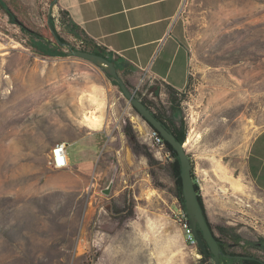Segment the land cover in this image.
Instances as JSON below:
<instances>
[{"label":"rangeland","instance_id":"1","mask_svg":"<svg viewBox=\"0 0 264 264\" xmlns=\"http://www.w3.org/2000/svg\"><path fill=\"white\" fill-rule=\"evenodd\" d=\"M4 1L35 32L51 18L73 50H93L50 0ZM182 18L191 75L167 114L191 138L215 235L264 261V192L245 167L264 131V0H186ZM42 45L0 8V264H201L177 218L173 160L151 127L100 68L71 50L41 56ZM154 101L170 106L168 95ZM126 127L152 161L134 153ZM60 143L70 166L54 169Z\"/></svg>","mask_w":264,"mask_h":264},{"label":"crops","instance_id":"2","mask_svg":"<svg viewBox=\"0 0 264 264\" xmlns=\"http://www.w3.org/2000/svg\"><path fill=\"white\" fill-rule=\"evenodd\" d=\"M185 2L55 0L53 7L67 17L72 27L76 25L88 48L103 52L115 63L128 88L136 90L146 74L143 89L151 100H156L168 95L163 87L181 93L190 80L191 57L184 42L187 27L182 18ZM70 46H64L63 51L71 50ZM106 78L103 72V81ZM245 167L253 185L264 192V131L253 141Z\"/></svg>","mask_w":264,"mask_h":264},{"label":"trees","instance_id":"3","mask_svg":"<svg viewBox=\"0 0 264 264\" xmlns=\"http://www.w3.org/2000/svg\"><path fill=\"white\" fill-rule=\"evenodd\" d=\"M50 1H51V5L53 6L55 0H50ZM0 8L3 9L7 13V15L9 16L12 23L19 25L31 37H35V38L37 37L41 42L44 43L45 46L42 45V47H36L35 52L37 54H39L41 56H45V57L46 56L67 57L70 55V53L68 51L67 52L63 51L64 46H70V45H68V43H66V41H64V39L57 33V31L55 29L54 21L51 18H50V23H48V21L46 20L45 28L40 33H37L34 30L30 29V27L27 26L26 23L18 16V14L12 8V6L9 5L8 3H6L4 0H0ZM74 26H75V27H73L74 29L77 28L76 25H74ZM55 35L60 39L59 43L57 42ZM87 45H88V42H87ZM70 49L72 50L73 48L70 46ZM83 51H87L90 53H94L96 55L106 57L103 52H101L97 49H93L91 51H89V50H83ZM108 78L115 85L119 86L116 79H114L110 76H108ZM167 89H168L167 94L169 97V104H170L168 109L162 108V107H157L158 105L154 100L150 101V100H148L147 97H142L141 94H139V97H140L141 101L147 106V108L151 110V112L154 114V116L159 121L162 122L163 126L168 131L172 132L176 136V139L178 141H180L181 143L184 144L186 142V139H187V129H186L184 123L183 122H181L180 124L176 123L175 121L172 120L171 115L167 114V112H171V114H172L173 112H175L178 109V106L180 103V92L175 90L172 87H167ZM125 134L134 140V146H133L134 153L145 155L149 159V161L153 160L152 155L147 150H145V147L141 146L140 143L137 141V139L133 135V131H132L131 127H126ZM163 140H164L165 149L168 151L169 155L171 156V158L173 160L170 163L169 167H170L171 172H172L174 179H175L177 198L181 204L182 209L184 211H186L185 201L183 198L181 167H180V161L178 158V154H177L176 150L164 138H163ZM192 177H193V180L195 183V189L197 191L198 199L200 201L204 215L208 221L209 226L214 231L213 225L210 222L208 215H207L206 207H205L203 197L201 194V188H200V185H199L197 178L194 174L193 167H192ZM123 212H126V211H123ZM133 215H134V211L131 210L128 217L130 218ZM217 240L219 242L220 249L223 252H226L225 243L218 237H217ZM200 252H201L202 257H203L201 264H214L212 262V254L210 252L208 254H206L201 249H200ZM231 255H233L234 257L238 256L237 254H233V253ZM237 263L264 264L263 261H261L258 258H255V257L248 259V260H239ZM219 264H235V262L232 260H229V259L228 260L222 259V261Z\"/></svg>","mask_w":264,"mask_h":264},{"label":"water","instance_id":"4","mask_svg":"<svg viewBox=\"0 0 264 264\" xmlns=\"http://www.w3.org/2000/svg\"><path fill=\"white\" fill-rule=\"evenodd\" d=\"M48 23H50V18L48 19ZM55 38L59 43L60 39L56 35ZM71 55L91 62L100 68L106 75L116 79L122 94L132 105L133 109L145 119L146 123L151 127V129L159 132L160 135L176 150L181 167L183 198L194 237L198 242V247L206 254H208L210 251L213 255V261L215 264H218L220 262L222 251L220 249L217 236L209 226L198 199V194L195 189V183L192 177L193 165L185 147V143L183 144L178 141L176 136L172 132L168 131L163 126L162 122L159 121L151 112V110L148 109L147 106L141 101V99L138 98L136 94L127 87L125 82L120 77L118 69L113 61L109 60L107 57L81 50L72 49ZM250 258L251 257L249 256L238 257V259L244 260Z\"/></svg>","mask_w":264,"mask_h":264},{"label":"built area","instance_id":"5","mask_svg":"<svg viewBox=\"0 0 264 264\" xmlns=\"http://www.w3.org/2000/svg\"><path fill=\"white\" fill-rule=\"evenodd\" d=\"M146 78H147L146 74L140 78L137 89L135 90V94L137 93L141 94L142 97H145L147 95L146 91H144L143 89L146 83ZM151 138L155 146L165 148L163 137L154 129H152ZM49 164L54 169H65L69 167L70 162H69V155H68V147H63V143L57 144L52 150V155H51ZM177 218L184 231V235H185L187 243L193 247L198 248V242L194 237L193 230L190 226L187 212L182 209V211L179 212Z\"/></svg>","mask_w":264,"mask_h":264},{"label":"bare ground","instance_id":"6","mask_svg":"<svg viewBox=\"0 0 264 264\" xmlns=\"http://www.w3.org/2000/svg\"><path fill=\"white\" fill-rule=\"evenodd\" d=\"M89 115H86V117H84L85 122H86V127L95 131V129H98V127L100 126V121L97 119V117L95 115L94 116H92V115L89 116ZM190 139L191 138L189 137L185 142L186 148L191 144ZM63 147H67L66 143H63Z\"/></svg>","mask_w":264,"mask_h":264},{"label":"flooded vegetation","instance_id":"7","mask_svg":"<svg viewBox=\"0 0 264 264\" xmlns=\"http://www.w3.org/2000/svg\"><path fill=\"white\" fill-rule=\"evenodd\" d=\"M208 248V247H207ZM222 251V250H221ZM210 252V251H209ZM211 253V252H210ZM212 254V253H211ZM232 253H230V252H228L227 250H226V252H223L222 251V255L220 256V262L222 261V259H224V260H232V261H234L235 262V264H239V263H237L239 260H244V259H238V257L239 256H249V257H251V258H253L254 256H251V255H238V256H233V255H231ZM250 258V259H251ZM255 258H257V257H255ZM259 259V258H258ZM248 260V259H247ZM261 260V259H260ZM261 261H263V260H261ZM212 262L215 264V262L213 261V255H212ZM219 262V263H220ZM264 262V261H263ZM218 263V264H219Z\"/></svg>","mask_w":264,"mask_h":264}]
</instances>
